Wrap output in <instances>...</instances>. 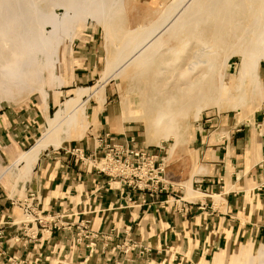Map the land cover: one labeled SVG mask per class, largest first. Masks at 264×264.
<instances>
[{"label": "crops", "instance_id": "obj_1", "mask_svg": "<svg viewBox=\"0 0 264 264\" xmlns=\"http://www.w3.org/2000/svg\"><path fill=\"white\" fill-rule=\"evenodd\" d=\"M85 36L82 43L76 42L83 55L92 40ZM95 69L86 61L83 66L76 64L70 71L71 83L61 90L65 95L59 98L52 92L49 96V112L78 84L93 81ZM260 75L264 94V67ZM138 105L144 110L136 115H152L145 103ZM102 114H97L101 123ZM213 121L217 124L205 129ZM203 129L208 134L198 130L189 148L194 158L188 157L185 166L179 165L180 159L173 162L167 171L172 188L156 196L96 168L104 156L99 137L110 134L125 144L130 133H110L106 128L46 153L28 179L29 188L46 215H59L65 227L50 231L43 227L45 223H35L26 230L20 223L23 207L0 194V229L5 235L0 264H11V257L19 264H221L223 257L229 262L243 246L263 241L264 98L252 121L215 117L205 120ZM24 133L12 138L25 145L34 135ZM75 147L80 148V157L71 152ZM150 149L163 155L162 150ZM196 163L202 173L195 174ZM189 182L194 187L191 194L182 185ZM178 196L184 200L176 203ZM82 221H90L88 232L82 229ZM80 232L84 236L78 241ZM130 244L147 251L140 254L141 248L133 247L125 252Z\"/></svg>", "mask_w": 264, "mask_h": 264}, {"label": "bare ground", "instance_id": "obj_2", "mask_svg": "<svg viewBox=\"0 0 264 264\" xmlns=\"http://www.w3.org/2000/svg\"><path fill=\"white\" fill-rule=\"evenodd\" d=\"M57 7L64 8V13L58 14L55 10ZM125 7L126 0H0V94L2 96H13L16 87L24 88L28 82L40 83L43 90L41 91L44 92L45 97L44 110H47L46 104L51 93L45 89L44 85L46 71L50 67L54 70L59 68L58 48L64 40L70 39L74 33V25L80 17H93L103 23L107 31L108 37L106 38H109V41L115 46L99 83L93 87L78 89L76 95L60 104L53 115L47 114L48 126L32 149L25 152L13 164L9 172L14 173L17 170L21 177L30 178L35 165L45 150L50 146L57 148L71 136L72 132L85 128L90 98L96 96L104 104L106 101V84L111 78L115 79L127 74L129 65L133 67L143 66L153 57H159L158 53L166 45L168 46L173 39L174 41L178 39L176 42L179 43H176L178 44L177 47L174 44L171 49H168L171 55L173 53H176V56L179 54L181 56L186 55L185 52H188L187 49L193 44V38H196L191 31L195 29L197 24H203L210 19H213L216 24L213 32H211L214 43L217 42L216 40L220 35L230 37L229 40L226 39L228 52L224 55L222 64L226 71L224 73L219 71V79L215 80L218 71L216 63L218 52L212 53L211 60L199 59L197 62L191 63V70L202 66L203 74H209L208 77L205 76L208 79H205L203 83L200 81L197 99L201 95L206 100L214 97L218 104L231 102L234 109H239L247 104V99L255 91L262 88L263 81L260 68L261 61L264 59V0H172L162 10L157 20L150 21L151 23L135 29L123 27L122 15H125ZM49 26L52 29L49 30ZM184 31L189 33L187 36L181 37L182 32L185 33ZM198 41L204 46V39ZM196 45L200 46L199 44ZM202 48L203 50L206 49V47ZM168 50L166 51L168 52ZM167 52L166 56L167 54L170 55ZM160 53L161 57L165 56L164 53ZM236 53L242 56V65L237 82L233 83L229 74V67L231 57ZM182 58H179L180 61ZM163 59L165 58L163 57ZM165 65L163 68L170 66L169 63L168 66ZM172 66L174 67L171 65V69L170 67L168 69L172 70ZM179 66L177 69L180 68V70L184 67L182 64V67ZM174 71L175 69L171 72ZM167 73L165 77L169 74ZM188 74L183 75L186 77ZM184 78L181 80L186 81ZM229 80L231 81L228 82ZM198 84L194 82L190 84V88L188 87L190 89L189 95L192 96L193 92H196ZM197 99L193 100L196 101ZM194 101L191 103L193 104ZM197 102L199 101L197 100ZM182 107L180 112L177 110L174 112L177 108L173 107V110L170 101H168L165 108L158 109L159 111L154 117L147 115H135V117L139 120L148 121L149 126L147 128H149L152 141L158 140L160 141L159 144H162L163 141L175 137L176 140L172 147L174 150L184 135L183 125L178 120V115H187V112L182 111ZM141 108L144 109L142 106ZM202 111L203 106L197 103V121L201 118ZM21 163L23 167L19 169ZM202 170L203 168H200L198 172H202ZM19 175L18 177H20ZM188 190L189 192L194 191L191 182L188 184ZM233 257L235 264H242V262H244L243 264H264V240L259 244L254 254L252 245H249L243 246L240 253H235ZM223 261H225V257H223Z\"/></svg>", "mask_w": 264, "mask_h": 264}, {"label": "rangeland", "instance_id": "obj_3", "mask_svg": "<svg viewBox=\"0 0 264 264\" xmlns=\"http://www.w3.org/2000/svg\"><path fill=\"white\" fill-rule=\"evenodd\" d=\"M171 1L172 0H126L125 15H122L123 27L125 29H135L139 26L151 23L150 21L153 22L157 20L161 15L162 10ZM55 10L58 14H63L65 11V9L61 7H57L55 8ZM78 20L74 25V33L72 34L70 39L64 40L62 45L58 48L60 57L59 68L54 70L52 67H50L46 71L47 73L45 72L46 78L45 84H43L45 85V89H47L49 93H56L57 97L60 98L62 95H65L61 93V90L64 89L66 85H69L73 79L70 75L73 67L76 64L77 66H83L85 61L87 65L91 64V67L96 68L95 71L97 72V76H95L93 81H90L89 83L78 84L77 87H74L75 90L69 91L68 96H65V100H63V103H65L71 97L75 96L78 89L82 87H93L99 83L100 79L105 73L108 61L115 50V46L112 45V42L109 41L110 39L106 38L108 36L106 34V27L103 23H100L93 17H80L78 18ZM215 25L216 24L214 23L213 19H210L205 23L203 22V24L199 23L196 25L195 29L191 31L192 33H194V37H196L193 38L195 44L192 40L193 44L191 43V49L188 47V52H185L186 55L184 54L181 56L179 54L176 56V53H173L174 56L171 55V52L168 49H171L173 47L172 45L174 44L177 47L178 44L176 43H179L176 42L178 41V39H176L175 41L173 39L171 42H169L168 46L166 45L164 49L160 51L165 54V56H163L162 54L165 59L161 57V53L159 52V57L156 55L157 57H153V59L149 61L145 66L128 67L127 74L116 77L115 79L111 78L106 84V101L104 102V104L96 96H92L90 98L88 102L87 124L85 125V128L78 129V131L72 132L71 136L57 148H55L54 146H50L43 152L40 160L36 165L38 166L40 164L41 159L45 157L46 153L54 151L55 149H62V147H66V145L72 143L73 141L75 142L86 140L92 137V135L100 134L101 130H105L106 128H108L111 129L110 133H130L132 136H135L141 144L145 146H151V148L162 150V156H164L167 160L168 171L171 168L169 166H171L173 162L180 159L179 165L184 164L185 166V161L188 157L192 159L194 158L189 148L193 144V141L196 139V132L198 130L202 131L204 135L208 134V132L204 131L203 129V122L205 120L214 119L215 117H221L227 118L232 122H236V120L252 121L255 112L259 109V107H261V102L264 98V94L262 92L263 83L262 88H260L259 91H255L250 96V98L247 99V104L239 108L241 110L234 109L233 103L231 102H222L218 104L217 99L214 97L212 99L206 100L201 95V97L197 99L199 96L198 91H200V83H203L205 79H208L205 76H209V74H203L202 71L204 69H202V66H199L201 69L197 67L195 70H191V63L197 62L199 59L211 60L212 53L218 52V56L216 57L218 71L216 73L215 80L217 81L219 79V71L223 73L226 71V69L224 68L225 66L223 67L222 64L224 60L223 58H225L224 55H226L228 52V49H226V41L229 40L230 37L228 36L227 38V36L220 35V37H218L216 40L217 42L214 43L212 35L213 33L211 32H213V28L215 27ZM50 29L52 28L49 26V30ZM188 33V31L185 33L182 32L181 37L187 36ZM210 33L212 36L210 35ZM86 34L90 35L92 40L90 41V43H86V48L83 50L84 52H86V55H83L81 52L82 48H79L80 50H77L76 42L78 41L79 43H82L80 41H83L84 37H86ZM208 35L210 36V38H208ZM199 39H204V46L203 44L199 43ZM208 39L211 40L209 41ZM196 44L201 45L198 46ZM202 47H206V49L203 50ZM165 49L168 50V52ZM166 52L170 53V55L167 54L166 56ZM184 56H187V60ZM180 57H183L185 61L183 60V58V61H180ZM164 61L167 63H165ZM168 63L170 66H168ZM165 64H167L168 67L163 68V66H166ZM181 64L184 67H187L184 68L181 66ZM171 65H174L175 68L172 66V70L175 69L176 72H171ZM177 65H180L183 68H181L182 71L180 70V68H178V71ZM241 65L242 56L237 53L232 55L229 74L233 83L237 82ZM169 67L170 69H168ZM261 67H264V59L261 61ZM163 69L164 71L166 69L169 71L166 70L164 73ZM184 69L187 70L185 71ZM189 69L191 71H188ZM167 72L169 74L171 73L172 75H169ZM166 73L168 74L166 76L167 78L165 77ZM185 73H189L190 75L188 74L185 77ZM181 75L182 77H180ZM182 78H184L186 81L181 80ZM192 80L194 83L199 84L197 86L198 89H196V92H193V95L191 96V94L189 95V86L191 83H193L191 82ZM231 80H229L228 82H230ZM41 86L42 85L40 83L33 84L28 82V85L24 86V88L16 87L13 96H2L0 94V194L3 193L5 197H11V199H14V201L25 200L28 195L32 193V190L29 188L28 184V179L30 178H26L24 176L21 177L17 170L14 173L11 171L9 172V169L25 152L32 149V147L36 144L37 139L42 135L43 131L48 126L46 115H53L59 108H52L49 112L48 100L46 104L47 110H44L45 97L44 92L42 93L43 90ZM141 95H144L145 97L147 96L148 99L137 97ZM192 98L194 100L197 99L199 102H197V100L194 101ZM192 100L194 101L193 104L191 103L193 102ZM168 101H170V106H172V108H177L175 110L173 108L174 112H176V110L180 112L182 106H186L184 107V109L182 107V111L187 112V115L183 116L180 114L178 115L179 118L177 117L179 122L183 125L182 130L184 132V135L182 141L175 147L174 150L172 149V147L175 143L174 141L176 140L175 137H171L168 141H163L162 144H159L160 141L158 140L152 141L149 134V128H147L149 126L148 121H146L145 119H140V121L137 117H135V112H139L140 110H142L138 105L139 103H145L147 105V111L152 113V115L150 114V117H154L155 113L165 108ZM197 103L203 106L201 118L198 121L196 119ZM190 109L193 110V112H191ZM99 112L103 113L100 117V119H102V123L99 121V117L97 115ZM42 113H44V116H42ZM212 123L217 124L216 121L208 122V127H205V129H209V125H211ZM223 123L227 124L226 121H223ZM106 124H108V126H106ZM215 128L217 127L214 125L213 130ZM23 131L32 133L34 135L33 139L30 138L27 142H25V145H22L19 142L20 140L18 138H16V141H18L19 143H17L12 138L13 134H18L19 132L24 133ZM6 133L8 135H6ZM22 167L23 164L21 163L19 165V169ZM200 168V164L196 163L195 174L202 173L198 172ZM18 175L21 177V179L20 177H18ZM182 185L185 187L189 194L193 192H189L188 184L183 183ZM186 199L192 198L187 197ZM21 218L23 219L26 217L22 216ZM261 242L262 241L260 240L254 246H252L253 254L256 252V249ZM236 253L239 254L240 250ZM239 257L241 256L239 255ZM234 261L235 259L233 257L229 262H222L221 260V264H235ZM243 263L244 262H242V264Z\"/></svg>", "mask_w": 264, "mask_h": 264}, {"label": "built area", "instance_id": "obj_4", "mask_svg": "<svg viewBox=\"0 0 264 264\" xmlns=\"http://www.w3.org/2000/svg\"><path fill=\"white\" fill-rule=\"evenodd\" d=\"M99 142V146L104 151V156L96 166L99 172L106 173L111 177L121 178L130 186L139 189L143 193L148 192L152 196L168 193L172 188V184L167 177V160L159 153H151V146L141 144L135 136H131L127 143L122 144L114 141V138L110 134L105 137H99ZM71 152L78 157L82 155L80 148L77 147L71 149ZM183 200L182 196H178L176 203L182 202ZM18 202L23 207V216L26 217L20 223L25 226L26 230L29 227L32 228L35 223H45L43 227L50 231L65 227L59 215H46L41 209L40 202L35 194L30 193L25 200ZM166 202L169 203V199ZM82 222V229L88 232L90 221ZM88 235L91 234H86V236ZM83 236H81L80 232L77 240H82ZM4 237V232L0 229L1 247L4 244ZM133 247L141 248L140 254L147 251L146 247L130 244L126 249L124 248L125 252L132 250ZM10 263L19 264L20 262L15 257H11Z\"/></svg>", "mask_w": 264, "mask_h": 264}]
</instances>
